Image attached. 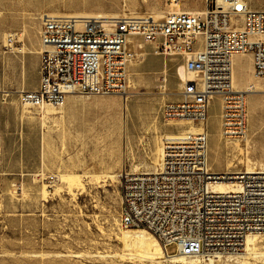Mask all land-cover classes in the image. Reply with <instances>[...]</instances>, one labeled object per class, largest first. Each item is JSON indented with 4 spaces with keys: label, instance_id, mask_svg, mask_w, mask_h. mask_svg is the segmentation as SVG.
I'll return each mask as SVG.
<instances>
[{
    "label": "rangeland",
    "instance_id": "374dc122",
    "mask_svg": "<svg viewBox=\"0 0 264 264\" xmlns=\"http://www.w3.org/2000/svg\"><path fill=\"white\" fill-rule=\"evenodd\" d=\"M18 1L23 10L17 12L20 19L17 29L25 26L30 38L22 37L25 40L19 50L27 46L36 52L39 20L46 12L160 17L167 12L169 3V0ZM244 1L251 9H264V0ZM180 2L186 11L200 12L207 5L206 0ZM212 2L215 0H209L210 5ZM5 33L0 30V264H159L127 247L121 239L123 232L135 229L121 225L117 175L123 168L153 171L160 156L161 139L186 129L183 123L166 124L162 119L164 103L181 89L177 68L182 62L155 56L150 44H145L142 50L135 46L137 57L129 66L125 127L121 98L80 94L72 95L61 109L52 110L44 127L40 119L43 112L23 111L15 94L38 85V54L23 55L21 51L6 54ZM234 69L237 88L243 89L244 84L252 82L263 90L261 82L251 75L249 55L235 56ZM9 91L13 95L6 99L5 92ZM107 102L111 109L107 108ZM259 107H263L260 118L248 110L246 142L230 143L220 138L221 100L218 96L211 100L207 159L213 172L228 171L230 162H234L229 170L233 172L247 168L264 170V94L248 95V108L254 111ZM235 144L245 149V155L239 153ZM106 172L116 177L102 178ZM58 173L79 175L80 184L70 190L58 181ZM256 236L261 256L248 258L245 264H264V236ZM166 251L173 255L177 246L170 245ZM220 264L243 262L231 261L226 256Z\"/></svg>",
    "mask_w": 264,
    "mask_h": 264
},
{
    "label": "built area",
    "instance_id": "2783aa9c",
    "mask_svg": "<svg viewBox=\"0 0 264 264\" xmlns=\"http://www.w3.org/2000/svg\"><path fill=\"white\" fill-rule=\"evenodd\" d=\"M206 2L203 11L192 13L181 8L180 0H169L160 17L45 13L40 19L39 87L17 92L23 107L38 112L61 109L76 94L124 99L128 67L137 57L134 39L141 40L138 50L152 44L156 55L181 58L183 69L194 77L182 81L180 101L164 103L162 119L187 127L161 139L153 171L123 168L117 175L120 220L125 229L149 231L165 250L175 244L173 255L203 264L237 255L248 236L264 233V170L216 173L207 161L208 109L214 97L221 100V138L240 144L247 139V98L256 86H234L235 56H251L252 76L264 94V9H251L243 0ZM21 36L6 35L4 51H20ZM218 183L234 190L218 191Z\"/></svg>",
    "mask_w": 264,
    "mask_h": 264
},
{
    "label": "bare ground",
    "instance_id": "6f19581e",
    "mask_svg": "<svg viewBox=\"0 0 264 264\" xmlns=\"http://www.w3.org/2000/svg\"><path fill=\"white\" fill-rule=\"evenodd\" d=\"M215 2H217V4H220L221 0H215ZM189 12H192V13L198 12L199 13V11H189ZM63 15L72 16V17H79V18H89V17H94V16L106 17V18L116 17L115 16L116 14H106L103 12H96V13L76 12V13H69V14L64 13ZM108 15H112V16H108ZM24 36H25V33H22L21 37H24ZM25 51H26V47H24V49L21 52H25ZM133 61H135V59ZM177 76H178L179 81H180V87H182V85H183L182 81L190 80L194 77V75L192 73H187L183 69L182 65L177 68ZM233 82H234V86L237 87L236 86L237 85V78H236V72H235L234 68H233ZM251 85H255V84H252V82L244 84L243 89H246V88L250 87ZM255 89L256 90H254V93H251V94L263 93L262 89H257V87ZM7 94H9V93L5 92L6 97H7ZM128 100H129V96L127 94L126 97L124 99H122L121 103H120V108H121V111L123 114V125H124V127H125V118H126L128 111H129ZM112 101L114 102L115 100H112ZM115 102H118V101H115ZM247 102H248V98H247ZM107 108L111 109L108 102H107ZM23 109H24L23 111H27V112L36 111L34 109L29 110L25 106L23 107ZM248 110H249V114L255 115V116H257V118H260L261 113L263 112V107H259V108L255 109L254 111H251L249 108H248ZM51 111H52L51 109H46L43 112V114L40 116V119L42 121L41 126H44V127L46 126L45 118L49 117L51 115ZM27 118L31 119V117H27ZM182 131H184V130H182ZM220 138H221V136H220ZM235 146L237 147V150L239 151L240 154L245 155L246 151L243 147L238 146V144H235ZM207 161H208V159H207ZM233 166H234V162H230L227 165V170L228 171L231 170V168H233ZM137 169H138V167L135 168V171H139ZM253 170H256V169L247 168L246 171L251 172ZM115 177H116V175L114 173H111V172H106L102 176V178H104V179H114ZM56 178L58 179L59 182L65 183L69 187L70 190H72L74 187L78 186L80 184V179H81L80 176L76 175V174L65 175V174H61V173H58L56 175ZM215 188H216V190L221 191V192H228V191L234 190V186L229 184V183H225V184L218 183L215 186ZM129 229H132V228H129ZM257 235L264 236V233L263 234H257ZM121 239L127 247L134 248L137 252L143 254L144 256H146L151 261H155L159 264H163L164 262H169L171 264H197V263H200V262H197L193 259L187 258L182 254H176V255H172V256L168 257L166 254V250H165L164 246L162 245V243L159 241V239L147 230L135 229V230L125 231L122 233ZM258 242H259V240H258L256 235L248 236L246 239V242H245V248H244L245 252L244 253H238L235 256H228V259H230L231 261L232 260L241 261V262H243V264H245V260H247L248 258L253 259V258H257V257L261 256V253L257 251ZM221 259H222V257H216V258L212 259L209 262V264H220Z\"/></svg>",
    "mask_w": 264,
    "mask_h": 264
},
{
    "label": "crops",
    "instance_id": "0c3cea01",
    "mask_svg": "<svg viewBox=\"0 0 264 264\" xmlns=\"http://www.w3.org/2000/svg\"><path fill=\"white\" fill-rule=\"evenodd\" d=\"M20 10H23V8L21 7L20 1H18V0H0V30H1V34L6 32L5 35H8L10 32L11 33H14V32H22L21 30H24L23 32L25 33V36H28V38H29V30L25 26L22 29H17L20 26V19L18 17L17 12L20 11ZM82 13H86V12H82ZM51 14H53V15H63V13H51ZM40 19H41V17H40ZM40 28H41V20H39V32H38V40H37L38 41L37 42V48L38 49H37V52L35 50H32V48L30 49L27 46H26V51L25 52H22L23 55L24 54L33 55L35 53L38 54V60H37L38 72H39V69H40V55H39V50H40V46H41L40 45V35H39ZM14 29H17V30H14ZM24 40H25V38H24ZM24 40H23V43H24ZM140 42H141L140 39H134L133 45L131 46L132 50ZM150 45H152V44H150ZM152 53L154 54V46H153V49H152ZM6 54H14V53H8V52H6ZM155 56H158V57H161V58H164V59L179 60V61L182 62V65H183V60L181 58H179V57H163V56H159V55H155ZM249 57H250V61H251V75H252V71H253L252 59H251V56L250 55H249ZM23 60H22V68H23ZM129 66H130V64H129ZM23 71H22V74H23ZM128 72H129V67H128ZM39 83H40V78H39ZM39 83H38V85L36 87H33V89H27V90L26 89H20V90H24V91H35V90L38 89ZM8 93L9 94L6 97V99L9 98V97H11V95H13V92H10L9 91ZM179 93H180V91H179ZM179 93L176 95L177 97L176 96H173V97H176V98H173L172 97V99L168 100L167 102H177V101H180L181 100V96L179 95ZM15 94L18 95L16 92H15ZM18 97H19V95H18ZM71 97H72V95H70V96H68L66 98L65 104H67V102H69L71 100ZM107 97L121 98L119 96H107ZM19 99H20V97H19ZM122 99L123 98H121V100ZM20 103H21V101H20ZM247 109H248V102H247ZM174 126H176V125H174ZM185 128H186V126H184V129ZM247 131H248V125H247ZM216 173H221V172H216Z\"/></svg>",
    "mask_w": 264,
    "mask_h": 264
}]
</instances>
